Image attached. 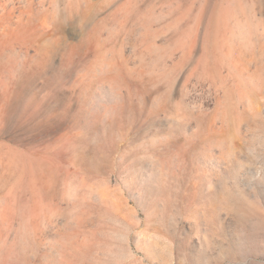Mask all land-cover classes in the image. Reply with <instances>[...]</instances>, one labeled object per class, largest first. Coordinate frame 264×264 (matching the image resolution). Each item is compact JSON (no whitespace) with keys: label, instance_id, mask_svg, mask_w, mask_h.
Returning a JSON list of instances; mask_svg holds the SVG:
<instances>
[{"label":"rangeland","instance_id":"rangeland-1","mask_svg":"<svg viewBox=\"0 0 264 264\" xmlns=\"http://www.w3.org/2000/svg\"><path fill=\"white\" fill-rule=\"evenodd\" d=\"M0 264H264V0H0Z\"/></svg>","mask_w":264,"mask_h":264}]
</instances>
